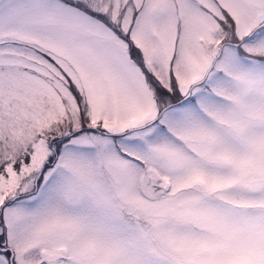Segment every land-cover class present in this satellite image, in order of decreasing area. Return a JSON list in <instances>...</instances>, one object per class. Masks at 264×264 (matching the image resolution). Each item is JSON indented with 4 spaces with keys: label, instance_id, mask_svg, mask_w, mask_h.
<instances>
[{
    "label": "snow or ice",
    "instance_id": "snow-or-ice-1",
    "mask_svg": "<svg viewBox=\"0 0 264 264\" xmlns=\"http://www.w3.org/2000/svg\"><path fill=\"white\" fill-rule=\"evenodd\" d=\"M0 264H264V0H0Z\"/></svg>",
    "mask_w": 264,
    "mask_h": 264
}]
</instances>
